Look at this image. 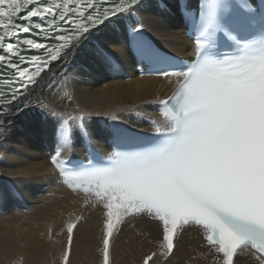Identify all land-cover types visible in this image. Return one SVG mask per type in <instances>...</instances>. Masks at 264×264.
<instances>
[{
  "label": "snow or ice",
  "instance_id": "snow-or-ice-1",
  "mask_svg": "<svg viewBox=\"0 0 264 264\" xmlns=\"http://www.w3.org/2000/svg\"><path fill=\"white\" fill-rule=\"evenodd\" d=\"M140 3L0 0V81L9 86L0 95V116L7 115L6 109L20 110L53 62L78 51L93 30L115 24L113 17L119 19ZM239 4L240 11L233 13L226 0H205L199 19L190 20L197 32L195 59L171 71L152 67L165 61L156 53L145 54L150 46L142 39L143 24L131 29L139 62L151 65L141 71L175 76L177 87L161 102L167 124L154 125L150 145L121 151L131 138L114 132L117 151L108 158L110 165L98 167L90 160L91 182L74 187H82L106 210L103 264H110L114 216L156 221L162 230L159 255L165 258L171 257L184 231L198 228L209 249L222 254L223 264H233L237 249L245 248L259 253L257 259L264 264V15L260 34L249 39L251 8L245 0ZM25 47L38 54L28 60L21 52ZM95 53L105 65L115 67L103 47ZM57 124L71 131L70 139L77 129L87 137L82 117L67 114ZM69 146L58 141L50 157L61 173L73 171L60 159L61 147ZM79 219L67 225L69 245ZM156 255H147L143 264ZM64 261L68 264L67 252Z\"/></svg>",
  "mask_w": 264,
  "mask_h": 264
},
{
  "label": "bare ground",
  "instance_id": "bare-ground-1",
  "mask_svg": "<svg viewBox=\"0 0 264 264\" xmlns=\"http://www.w3.org/2000/svg\"><path fill=\"white\" fill-rule=\"evenodd\" d=\"M189 1L151 0L114 18L115 24L93 31L88 43L52 65L20 110L7 109V115L0 117V264H65L67 225L77 218L68 264H103L99 211L82 215L77 200L52 174L48 157L55 154L58 140L70 145L61 147L63 157L83 154L78 129L70 139L71 131L61 129L57 120L67 114L82 117L91 142L99 149H104L107 138L102 124L147 130L139 118L154 116L153 103L166 99L174 86L165 79L136 75L137 66L128 51L131 29L142 23L143 32L162 49L185 58L191 45L175 13ZM97 47L105 49L112 65H118L117 71L96 55ZM66 92L70 99L65 98ZM12 190L19 192L21 201L11 197ZM152 252L157 255L149 264H215L199 241L187 235L176 243L170 258L159 255V229L142 219L126 221L114 234L110 264H143ZM234 264L256 263L241 256Z\"/></svg>",
  "mask_w": 264,
  "mask_h": 264
}]
</instances>
